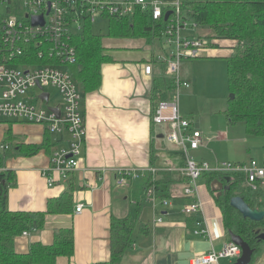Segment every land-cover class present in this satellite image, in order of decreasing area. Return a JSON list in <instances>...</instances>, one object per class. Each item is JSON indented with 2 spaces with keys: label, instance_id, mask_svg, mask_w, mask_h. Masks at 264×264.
Masks as SVG:
<instances>
[{
  "label": "crops",
  "instance_id": "1",
  "mask_svg": "<svg viewBox=\"0 0 264 264\" xmlns=\"http://www.w3.org/2000/svg\"><path fill=\"white\" fill-rule=\"evenodd\" d=\"M160 1L172 6L177 0ZM107 40L104 39V46L110 51H106V55L113 61L102 66L100 89L82 95L81 106L87 135L80 168L69 180H59L50 187L44 176L49 160L44 152L35 157L14 158L7 163V169L15 171L17 176V186L9 195L8 208L11 211H45L50 199L60 197L71 188L75 202L73 214L48 215L43 230L19 237L15 244L16 251L27 253L34 243L52 245L56 231L73 229L75 254L71 259L59 258L56 264L109 262L112 218L137 216L135 241L122 264H190L195 256H203L211 251L220 252L231 241L220 208L202 177L198 183L202 212L199 215H187L183 212L185 206L196 201V198L184 193L188 183L183 173L187 155L168 141L167 128L157 129L159 126L152 123L158 105V101L152 100L153 83L156 78L165 77V65L158 61V53L162 48L149 44L145 39ZM232 47L229 42H220L219 48H207L205 53L210 59L228 58L234 54ZM149 64L153 67L151 75L145 73V67ZM180 77L191 83L190 90L184 88L186 100L184 112L180 114L190 121L192 130L202 133V145L196 150H190L188 156L193 159L199 156L201 161L198 163L210 166L223 162L247 164L252 159L264 162V139L249 137L246 131L234 133L230 127L214 132V129L207 128L200 119L194 121L195 117L188 118V95L197 99L200 85L193 80V76V83L188 80V71H182L181 68ZM224 112L221 109L214 114ZM8 128V124H0V143ZM13 133L20 141L30 144H41L44 140V131L37 125L16 123ZM230 135H235L234 140H229ZM220 146L224 149L240 147L236 150L238 153L235 162L219 159L217 152L225 153L220 151ZM153 150L157 156L154 166L151 165ZM152 168L157 170L155 175L149 171ZM119 169H136L139 177L130 178L125 187H119ZM160 172H169L175 176L167 178L169 183L160 185L159 189L155 185L148 187L150 178L155 182ZM139 181L140 197L131 200L136 196L134 188ZM153 187L159 193L155 201L148 194V189ZM120 190H126L129 195ZM165 201L167 205L164 204ZM80 204L84 205V210L81 214H76V208ZM201 219H206L209 237L195 234L196 221ZM142 226L148 228L147 233L141 232ZM233 263L231 259L219 261V264ZM254 264H264V248Z\"/></svg>",
  "mask_w": 264,
  "mask_h": 264
},
{
  "label": "built area",
  "instance_id": "2",
  "mask_svg": "<svg viewBox=\"0 0 264 264\" xmlns=\"http://www.w3.org/2000/svg\"><path fill=\"white\" fill-rule=\"evenodd\" d=\"M183 0L167 6L160 0H0V124L17 123L42 127L44 136L51 134L55 147L49 158L44 176L50 187L59 180H69L80 168V159L86 143V124L82 113V93L73 79L69 66L77 59L73 43L74 35L82 31L85 20L96 24L107 16L124 18L133 15L137 8L150 10L153 18H164V11L171 7L173 14L168 19L164 44L175 47L170 55L160 56L158 61L165 65L166 74L175 82V95L168 100L158 101L152 118L154 125L169 127L167 139L187 155L183 173L188 183L184 189L186 196L196 201L184 207L187 215L202 212L199 181L208 172H241L248 176V185L253 190H264V162L252 159L247 164H224L210 169L207 163H198L188 156L190 150L202 145V133L191 129V123L180 114L179 92L191 85L180 77L183 59L199 58L200 52L210 45L208 38H190L183 35L190 21L182 16ZM44 16V26H34V17ZM195 26H197L195 24ZM152 65H146L145 73L151 75ZM168 78V77H167ZM48 89L59 91L61 104L51 107L52 94ZM34 91H37L34 92ZM48 93L49 99H42ZM50 108L59 109L58 115ZM44 141V140H43ZM7 149V147H3ZM153 175L156 169L149 170ZM136 169H119L117 185L125 187L127 180L138 178ZM149 197L155 201L158 190L148 189ZM167 205V201L164 203ZM84 205L76 208L81 214ZM162 222V220H158ZM195 234L209 237L206 219L196 221ZM29 235L28 232L23 234ZM242 249L230 241L220 252L211 251L203 256H195L190 264H219L221 259L235 262Z\"/></svg>",
  "mask_w": 264,
  "mask_h": 264
},
{
  "label": "trees",
  "instance_id": "3",
  "mask_svg": "<svg viewBox=\"0 0 264 264\" xmlns=\"http://www.w3.org/2000/svg\"><path fill=\"white\" fill-rule=\"evenodd\" d=\"M181 10L184 19L214 32L212 37H208V48H219L220 42L233 45L234 54L223 59L228 64L230 93L235 97L229 99L224 114L230 124L243 123L247 136L264 139V0H183ZM167 11H171V7L166 8L164 13ZM103 20L108 22L107 37L145 39L149 44L164 42L169 24L165 16L155 20L150 10L141 8L124 18L107 16ZM94 25L85 20L82 31L74 35L73 40L77 59L69 69L83 96L100 89L102 66L113 61L106 55V36L96 34ZM175 92L173 80L156 78L152 100H168ZM15 124L8 123L9 128L0 143V264H56L59 258L71 259L75 254L73 229L56 231L52 245L34 243L27 253L16 251V240L25 232L43 230L48 215L73 214L75 202L71 188L60 197L50 199L47 209L42 212H14L8 208L10 191L17 186V176L15 171L7 169V163L18 157H35L43 151L50 156L55 147L49 132L45 133L41 144L20 141L13 133ZM156 161V151L153 150L151 165L154 166ZM172 176L175 175L160 172L156 181L152 182L150 178L147 185H155L159 189L160 185L168 184L167 178ZM203 179L222 212L226 230L240 236L254 250L251 263L254 264L263 253L264 241L258 238V232H264V219L256 222L244 218L231 205V200L241 197L251 209L264 212V190L261 187L253 190L248 185V176L241 172H208ZM215 181L223 183L225 189L215 190ZM219 192L221 195H218ZM137 227V216L113 217L110 228L111 259L99 264H122L133 247ZM141 232L147 233L148 228L142 226Z\"/></svg>",
  "mask_w": 264,
  "mask_h": 264
},
{
  "label": "rangeland",
  "instance_id": "4",
  "mask_svg": "<svg viewBox=\"0 0 264 264\" xmlns=\"http://www.w3.org/2000/svg\"><path fill=\"white\" fill-rule=\"evenodd\" d=\"M94 31L96 34H101L106 36L108 39L107 41H110V38L107 37L108 33V22L106 20H99L94 25ZM188 35L190 38H198L199 36H202L203 38L212 37L214 35V32L208 28H202L195 26L193 22H190V26L188 27L187 31L183 33V35ZM104 38V39H106ZM156 47L162 48L161 52L158 53L159 56H167L170 55L172 51H176L175 47H169L168 45H165L164 42L160 43L156 41L154 43ZM207 49V48H206ZM106 51H110L106 49ZM207 54L205 53V49L200 52L199 58H193V59H183L181 62V69L182 71L185 70L188 71V80H190L193 83V80L195 79L197 84L200 85V93L197 99H193L192 97H189L188 95V110L190 113H188V118L195 117L194 121H197V119H200L202 123L206 125L207 128L214 129V132L216 130H220L221 128L228 129L227 127H230L232 132L237 131H243L245 132V126L243 123L238 124H230L225 114H214L217 113L219 110L223 109L225 111L228 106L229 99L231 98L230 93V87H229V77H228V64L227 60L223 58H207ZM166 72V71H165ZM168 78H174L175 75L166 74ZM191 76H193V80L191 79ZM184 78V75H183ZM191 85V83H190ZM190 90V89H189ZM188 90V91H189ZM48 91L52 94V99L50 106H58L61 104L62 96L59 93V91L55 89H48ZM37 93V91H34ZM184 89L181 90V97L179 92V107L180 112H184V103L186 100V96L183 95ZM177 94V92H176ZM187 106V105H186ZM166 129L168 132V127L166 125H161L157 129ZM234 129V131H233ZM158 131V130H157ZM222 131V130H220ZM166 132V133H167ZM231 132V133H232ZM207 133H209L207 131ZM234 136L230 135L229 140H234ZM175 144H172V146ZM176 146V145H175ZM178 147V146H176ZM179 148V147H178ZM236 148H230V149H224L222 146L219 147L220 151H224L225 153H218L220 160H231L235 162V156H237V149ZM180 149V148H179ZM250 156V155H249ZM230 158V159H226ZM197 162H200L201 159L199 156L194 158ZM222 162V161H221ZM228 163H221L220 166ZM210 166V165H209ZM218 165L216 166H210V169H216ZM140 182L137 184V186L134 188V192L136 194L133 199L139 198V190H140ZM120 192H125V195L128 193L126 190H120ZM127 193V194H126ZM129 195V194H128Z\"/></svg>",
  "mask_w": 264,
  "mask_h": 264
},
{
  "label": "water",
  "instance_id": "5",
  "mask_svg": "<svg viewBox=\"0 0 264 264\" xmlns=\"http://www.w3.org/2000/svg\"><path fill=\"white\" fill-rule=\"evenodd\" d=\"M173 14V11H167L165 14V21L167 22L169 17ZM34 26H44V16L34 17L33 19ZM234 95L231 94V99H234ZM42 99L46 101L49 99V94L45 93L42 95ZM50 110L60 116L61 112L59 109L50 108ZM214 186H216L215 190L223 191L225 189L223 183L220 181H215ZM221 195V192L218 193ZM231 205L237 209L244 218L250 219L252 221L261 222L264 219V212L253 210L250 206L244 201L241 197H235L231 200ZM258 238L261 241H264V232H258ZM230 239L233 243L238 245L242 249L241 256L233 263V264H251L253 260L254 250L250 247L248 243H246L240 236L234 235L232 232H229Z\"/></svg>",
  "mask_w": 264,
  "mask_h": 264
}]
</instances>
